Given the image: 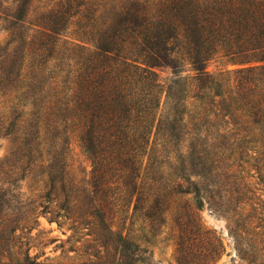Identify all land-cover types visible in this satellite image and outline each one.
Returning <instances> with one entry per match:
<instances>
[{
    "label": "trees",
    "instance_id": "trees-1",
    "mask_svg": "<svg viewBox=\"0 0 264 264\" xmlns=\"http://www.w3.org/2000/svg\"><path fill=\"white\" fill-rule=\"evenodd\" d=\"M76 1L78 43L46 25L29 42L27 66L14 70L0 55L6 134L17 118L28 153L41 157L45 197L58 192L67 214H87L104 264L146 262L138 233L164 214L182 234L183 262L209 264L218 249L202 251L209 232L196 212L204 200L232 199L221 156L239 143L264 151V0ZM214 58L222 70H207ZM184 62L191 76L179 74ZM160 67L172 70L169 83H159ZM11 154L0 158V210L22 202Z\"/></svg>",
    "mask_w": 264,
    "mask_h": 264
},
{
    "label": "rangeland",
    "instance_id": "rangeland-1",
    "mask_svg": "<svg viewBox=\"0 0 264 264\" xmlns=\"http://www.w3.org/2000/svg\"><path fill=\"white\" fill-rule=\"evenodd\" d=\"M85 3L91 4L87 0ZM78 10L76 0H0V55L3 51L11 55L16 64L14 70L19 63L27 66L32 60L29 42L36 41L46 25L59 28L62 42L78 43L83 30ZM84 45L92 48V43ZM56 54L66 58L68 53L61 48ZM60 62L57 59L50 64L58 66ZM4 63L1 66L5 71L7 64ZM224 67V60L214 58L207 70ZM155 71L160 84L169 83L174 76L168 67ZM179 74L191 76L193 72L184 62ZM15 83L12 84L15 86ZM5 99L0 95V103ZM15 119L14 125L8 128L12 133L6 134L7 126L0 115V158L12 157L15 151L12 163L21 169L17 170L18 179L22 178L17 181V191L22 194V202L0 210V258L6 264H104L103 248L87 235V214H67L62 209L67 203L58 192L45 197L47 176L43 173L41 157L34 151L28 153L22 124ZM73 152L76 164L81 163L80 167L88 170L85 156L77 145ZM221 160L231 170L227 181L232 199L225 203L223 200L220 206L219 200L202 202L196 215L209 234H204L201 249L204 248L203 252L207 249V253L218 249L209 264H264V151H252L247 144L239 143L232 146V154H224ZM180 233L172 214H164V222L158 228L145 225L138 238L146 250V262L138 264H185L180 254Z\"/></svg>",
    "mask_w": 264,
    "mask_h": 264
}]
</instances>
